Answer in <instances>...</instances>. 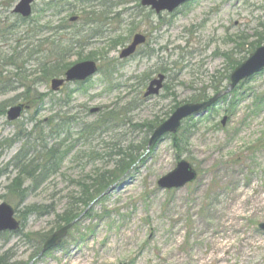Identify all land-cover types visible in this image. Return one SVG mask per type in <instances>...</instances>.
<instances>
[{
	"label": "rangeland",
	"instance_id": "374dc122",
	"mask_svg": "<svg viewBox=\"0 0 264 264\" xmlns=\"http://www.w3.org/2000/svg\"><path fill=\"white\" fill-rule=\"evenodd\" d=\"M65 1L66 9L76 7L75 12H64L56 23L85 19L87 4ZM19 2L0 0V106L7 103L8 111L27 104L29 109L15 123L7 114L0 116V205L13 206L19 220L29 207L50 206L53 212L27 214L20 234L0 238V257L8 253L10 264H264V232L259 229L264 224V105L260 113L250 111L254 99L264 97V72L241 90L245 100L234 115L226 112L228 103L220 102L206 115L186 121L177 135L188 133L183 151L174 149L173 138H165L104 196L87 209L79 204L77 209L85 211L60 247L39 260L35 247L65 225L57 216L70 209V197H79L81 183H92L98 170L115 168L119 158L108 156L113 148L148 141L149 125L168 120L225 74V54L235 51L234 58L242 61L264 46V0H195L159 15L141 0H98L94 5L103 20L87 26L83 41L91 39L83 42L81 59L73 56L70 63L95 61L107 70L119 60L110 77L113 84L106 83L104 71L59 92L51 90V80L42 81L39 56L20 60V68L5 64V57L17 51L25 58L32 43L51 35L29 33V24L6 30L16 20L13 9ZM44 3L35 1L34 17ZM136 34L145 35L148 43L121 61ZM113 40L123 44L111 50ZM159 74L166 76L163 90L145 99L148 84ZM227 87L228 82L222 90ZM97 108L100 112L92 113ZM112 111L119 112L117 126L81 139L83 124ZM54 144L71 149L60 171L37 187L26 181L25 201H15L7 189L16 176L10 162L25 148L28 159L38 163L43 148ZM181 160L197 170V181L178 190L159 188L158 181Z\"/></svg>",
	"mask_w": 264,
	"mask_h": 264
},
{
	"label": "trees",
	"instance_id": "16d2710c",
	"mask_svg": "<svg viewBox=\"0 0 264 264\" xmlns=\"http://www.w3.org/2000/svg\"><path fill=\"white\" fill-rule=\"evenodd\" d=\"M82 7L87 4L89 7L84 9V11H88L85 15V19H80L83 21L82 26L79 27L78 23H71L70 20H59L56 23V19L60 18L64 12H75L74 7H70L64 5L66 3L65 0H45L44 8H42L36 17H32L31 19L24 20L20 17H16L14 24L11 26H7V29H10L9 32H12L13 28H18L20 25H28L32 26L29 33L35 34H43L44 32L51 33L50 36L42 39L41 41L32 43V49L28 50V54L22 58L21 55L23 53L18 54L17 51L13 53L10 57H5V64L9 66L19 67L20 60H24L26 58L31 59L35 56H39L40 60V70H41V79L43 82L48 83L53 78L62 77L65 75V72L73 65L70 63V60L73 56H77L81 59V48H83L82 44L83 39L85 38L84 33L87 26H93L94 24H99L103 20V13H99L97 10V6L94 5L98 0H80ZM95 10V11H94ZM48 12H51L50 15H47ZM92 12V13H91ZM86 21V22H85ZM85 23V24H84ZM2 26H5L3 24ZM92 29H90V32ZM8 33V32H7ZM28 34V33H27ZM67 34H70L69 37ZM37 36V35H36ZM67 36V37H66ZM89 38L88 40H90ZM112 47L111 50L116 48L118 45L123 44L121 41H111ZM264 42V40H263ZM263 43L258 42L257 45H261ZM86 45V44H85ZM20 46V44L18 45ZM252 50L253 51V45ZM250 46V47H251ZM245 47V45H243ZM80 50V51H79ZM234 52L225 54V59L227 62V67L225 74L221 76L216 82L204 90H202L198 95H196L193 99V103H200L209 99L210 92L218 93L224 87L225 83L230 81L231 72L240 65L245 59L242 61H237L234 58ZM119 60H114L113 63L108 64L105 67H101L100 72L106 71V83L109 86L113 84L112 79L110 78L113 73L117 71ZM20 68V67H19ZM250 81H246L240 84V86L235 90V92L230 97H224L220 102L228 103V108L226 112L229 113L230 116L235 114V110L238 105L245 100L244 92L241 90L244 89V86L247 85ZM27 87V86H26ZM29 87H27V92H29ZM1 94V91H0ZM30 94V93H29ZM29 95L28 101H32L33 98H30ZM27 101V102H28ZM219 102V103H220ZM264 105V97H256L254 99L253 107L250 111L254 114L260 113L261 109ZM7 113V103L0 106V116H3ZM100 118L97 119L96 122L90 124H83L82 135H96L99 132L109 131L113 129L114 126L118 125L119 122V112L112 111V113H103L99 115ZM193 119H190V121ZM163 121H156L154 124L149 125L148 133H152L154 129L159 126ZM184 129V128H183ZM36 131V130H35ZM86 135V136H88ZM177 136H172L173 138V147L177 151H183V147L185 143L188 141L189 136L188 133H181ZM29 141V138L27 137ZM262 141H258L255 145H260ZM146 145L147 140H144L142 144L138 147L133 146L132 144L128 145V147H115L113 148V152L109 153V158H113L116 156L119 158L116 161L115 168L112 171H97L93 178H90L92 183H81L79 186L81 187V194L79 197L72 196L70 199L72 200V204H70V209L66 210L62 215L57 216V221H60L63 224H69L75 219H77L85 209H87L91 203L96 201L99 197H101L116 181H118L125 173H127L138 161L144 156L146 153ZM143 149L144 153L139 155V151ZM44 155L40 157V161L36 163L35 161L29 160L27 153L25 152V148L19 152V154L10 162L8 166H13L16 170V176L13 178L11 184L8 186V194L12 196L15 201L24 202L26 196L28 194V189L24 188V184L26 181L30 180L34 186H39L43 184L51 175L60 171L64 159L71 152L70 148H65L63 150V145H53L52 147L44 148ZM97 157L100 155L96 154ZM180 159V157H178ZM3 174V173H2ZM79 204L84 206V210L79 211L77 207ZM53 209L50 206L44 207H29L26 209L25 213L21 215V219L25 222L27 218V214H35V213H47L51 214ZM10 237L8 234H1L0 238ZM25 238H32L31 235H27ZM41 242V241H40ZM36 244L37 253L41 250V243ZM7 254L1 255L0 264H10L7 259Z\"/></svg>",
	"mask_w": 264,
	"mask_h": 264
},
{
	"label": "water",
	"instance_id": "95a60500",
	"mask_svg": "<svg viewBox=\"0 0 264 264\" xmlns=\"http://www.w3.org/2000/svg\"><path fill=\"white\" fill-rule=\"evenodd\" d=\"M189 1L191 0H142V5L144 7H151L157 14L165 11L173 13L176 9L180 8ZM34 3L35 0H20L13 12L14 14L20 15L24 19H28L33 15ZM76 20L77 18L72 19V21ZM145 43V36L141 34L135 35L131 45L122 51L120 58H130L136 53L138 47ZM262 71H264V46L258 48L246 61L233 71L230 77V84L225 91L216 94L208 101H204L202 103H188L178 107L172 116L154 131L148 143V151L151 147H154L161 142L166 135L177 134L186 119L205 115L213 105H215L224 96L233 92L241 82L248 80L250 77L261 73ZM97 72V63L93 61L78 63L66 72L65 78L52 80V90L57 92L66 83L85 82L89 78L96 75ZM164 81V75H159L157 79L153 80L148 87L145 97L158 95L163 89ZM24 109V105L12 107L8 111V120L11 122L18 120L23 115ZM97 111L98 109H95L93 112ZM226 122L227 117L223 119L222 124L225 126ZM197 178L198 173L192 164L186 160H182L178 163L175 170L159 180L158 186L164 190L180 189L195 182ZM78 220L51 235L46 240L39 258L51 249L62 244L63 240L67 237L69 230ZM20 228V222L15 218L14 208L7 203L1 204L0 232H16L19 231ZM260 229L264 231V224L260 225ZM30 264H33V262Z\"/></svg>",
	"mask_w": 264,
	"mask_h": 264
}]
</instances>
